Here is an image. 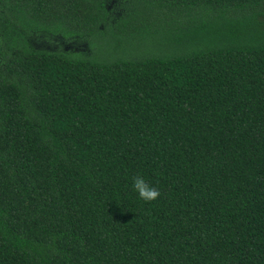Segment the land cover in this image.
<instances>
[{
    "label": "trees",
    "instance_id": "trees-1",
    "mask_svg": "<svg viewBox=\"0 0 264 264\" xmlns=\"http://www.w3.org/2000/svg\"><path fill=\"white\" fill-rule=\"evenodd\" d=\"M111 2L0 0V264H264V0Z\"/></svg>",
    "mask_w": 264,
    "mask_h": 264
},
{
    "label": "rangeland",
    "instance_id": "rangeland-1",
    "mask_svg": "<svg viewBox=\"0 0 264 264\" xmlns=\"http://www.w3.org/2000/svg\"><path fill=\"white\" fill-rule=\"evenodd\" d=\"M124 0H112L110 4V8L113 10V18L115 20L119 19L120 17H124L127 15L129 11L128 3L123 2ZM118 24V23H117ZM137 26H141L144 29L148 28L143 21L139 23L133 18L130 19L129 24L124 27H114L112 32L109 34H104L102 36L97 37V46L99 48L104 47L109 52L115 53L121 52L123 48L128 47H137L140 42L137 38L135 40V28ZM147 33L143 32L145 36L143 39L147 40ZM169 37L168 35H164L163 32H160L157 37L153 40L149 41V44L156 43L159 40H163ZM38 42L41 48H48V49H59L61 48L58 44L61 42L58 39H53L50 37L41 36L38 38ZM37 43V42H36ZM142 44V43H140ZM65 49L74 50L79 52L82 56H90L94 54L93 48L86 43L85 41H76V42H69L65 44Z\"/></svg>",
    "mask_w": 264,
    "mask_h": 264
},
{
    "label": "clouds",
    "instance_id": "clouds-1",
    "mask_svg": "<svg viewBox=\"0 0 264 264\" xmlns=\"http://www.w3.org/2000/svg\"><path fill=\"white\" fill-rule=\"evenodd\" d=\"M131 187L137 193L139 199L144 202L155 201L160 196L159 190L150 185L147 180L139 174L133 177Z\"/></svg>",
    "mask_w": 264,
    "mask_h": 264
}]
</instances>
